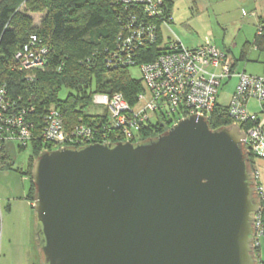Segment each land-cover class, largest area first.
<instances>
[{"label":"water","instance_id":"1","mask_svg":"<svg viewBox=\"0 0 264 264\" xmlns=\"http://www.w3.org/2000/svg\"><path fill=\"white\" fill-rule=\"evenodd\" d=\"M245 132L192 114L144 141L43 150L41 264H257Z\"/></svg>","mask_w":264,"mask_h":264},{"label":"built area","instance_id":"2","mask_svg":"<svg viewBox=\"0 0 264 264\" xmlns=\"http://www.w3.org/2000/svg\"><path fill=\"white\" fill-rule=\"evenodd\" d=\"M123 8L118 13L119 28L112 45L102 49L106 67L138 66L142 91L131 105L119 92H94L91 105L103 107L95 124L85 123L81 117L66 127L62 114L55 107L48 108L35 128L29 118L34 108H17L4 81L0 79V144L14 142L26 146L38 140L44 146H84L91 143L131 141L138 138L141 128L148 124L175 123L192 114L209 117L217 101L219 87L235 77L237 82L227 104L232 123L245 132V148L256 158H264V113L248 110L253 99L258 105L264 101V77L252 76L232 68L228 53L209 39L194 46L184 45L177 36L164 37L162 27L170 30L171 16L164 0H117ZM255 16V13H251ZM158 45L160 51L146 60L148 50ZM49 48L36 34L15 51L9 69L21 73L26 80L34 78V70H42L47 63ZM61 65L56 67L60 70ZM95 114V113H94ZM105 120L101 118L104 116ZM247 122L251 125L245 126ZM121 138V140H119ZM255 180L258 172L255 171ZM256 196L264 201V187L256 184ZM260 209L255 213V247L263 227Z\"/></svg>","mask_w":264,"mask_h":264},{"label":"trees","instance_id":"3","mask_svg":"<svg viewBox=\"0 0 264 264\" xmlns=\"http://www.w3.org/2000/svg\"><path fill=\"white\" fill-rule=\"evenodd\" d=\"M164 2L171 16L173 1ZM122 10L117 0H0V79L6 83L9 96L17 100V108L23 106L34 108L29 118L33 120L35 128L40 126V116L50 107L60 110L66 127L75 124L79 117L87 124H95L100 115L88 111L94 92H119L131 105L136 103L137 94L142 91L140 80L130 77L128 67H106L102 53L105 46L110 47L113 43L119 28L118 13ZM28 12L42 14L38 26L33 24ZM263 23L264 19L259 22L252 44L259 52L264 53ZM32 34L43 39L49 52L45 68L34 70V78L29 81L21 73L11 71L9 65L15 51ZM247 44L240 53V60L246 57ZM160 49L158 45L146 48L149 53L146 60L155 57ZM59 65L61 67L57 71L56 67ZM232 68H235L234 61ZM63 87L73 92L60 100L58 94ZM254 112L264 113V101ZM101 118L105 120V114ZM208 123L212 129L231 124L232 119L227 113V105H220L216 101L208 117ZM248 125L251 123L245 124ZM166 129L159 124L148 123L141 128L138 138L131 142L153 138ZM27 145L31 146L32 155L26 170L13 169L7 164L5 144H0V162L2 168L12 169L30 180L32 161L46 145L38 140L30 141ZM17 146L20 149L26 147ZM48 149L51 150L50 147ZM257 159L260 158H256L248 151V163L253 171H256L254 160ZM255 181L257 185L263 186L259 176ZM26 199L31 203L35 199L31 180ZM256 200L260 204V221L263 227L264 201L259 200L257 196ZM255 253L257 264H264L259 258V246L255 247Z\"/></svg>","mask_w":264,"mask_h":264},{"label":"rangeland","instance_id":"4","mask_svg":"<svg viewBox=\"0 0 264 264\" xmlns=\"http://www.w3.org/2000/svg\"><path fill=\"white\" fill-rule=\"evenodd\" d=\"M172 1L171 29L162 27L164 37L175 35L187 46H194L209 39L215 46L230 54L238 72L244 70L248 75L264 77V53L254 49L252 44L259 22L264 19V0ZM252 12L255 16L251 15ZM28 14L33 24L38 26L42 14ZM246 43V57L240 60V53ZM128 72L131 78L140 80L138 66L128 67ZM235 83V77H231L219 87L217 102L220 105L228 104ZM71 92L73 91L63 87L58 98L63 100ZM258 109V103L251 99L248 102V110L254 112ZM88 111L98 114L103 111V107L91 105ZM172 124L165 122L163 126L168 128ZM4 147L7 164L13 169L26 170L32 155L31 146L20 149L16 143L7 142ZM254 168L264 185V158L254 160ZM20 178L16 171L2 168L0 162V264H41L36 217L31 201L26 199L30 180L25 175L23 179ZM258 242L259 258L264 261V225Z\"/></svg>","mask_w":264,"mask_h":264},{"label":"crops","instance_id":"5","mask_svg":"<svg viewBox=\"0 0 264 264\" xmlns=\"http://www.w3.org/2000/svg\"><path fill=\"white\" fill-rule=\"evenodd\" d=\"M186 46H187V45H186ZM192 46H193V45H192ZM188 47H191V46H188ZM254 49H256V48L254 47ZM224 51H226V50H224ZM226 52H227V51H226ZM227 53H228V52H227ZM228 55L230 56L229 53H228ZM230 58H231V56H230ZM231 60H232V58H231ZM232 61H233V60H232ZM235 66H236V64H235ZM234 69L236 70V67H235ZM236 71H237V70H236ZM242 71L245 72L244 70H242ZM245 73H246V72H245ZM230 79H231V78H230ZM235 79H236V78H235ZM227 80H229V79H227ZM227 80H226V81H227ZM226 81H225V82H226ZM225 82H223V84H224ZM236 82H237V80H236ZM223 84H222V85H223ZM222 85H221V86H222ZM235 85H236V83H235ZM221 86H220V87H221ZM234 88H235V86H234ZM234 88H233V91H234ZM233 91H232V93H233ZM232 93H231V95H232ZM231 95H230L229 98H228V103H229V100H230ZM226 105H227V104H226ZM20 177H21L20 179H23V176H20ZM260 181H261V180H260ZM263 186H264V185H263ZM5 198H6V197H4V199H5ZM9 198H10V197H9ZM31 205H32V203H31ZM10 208H11V207H9V210H10ZM259 252H260V251H259ZM260 254H261V253H260Z\"/></svg>","mask_w":264,"mask_h":264}]
</instances>
